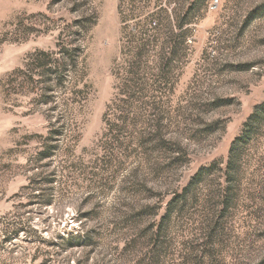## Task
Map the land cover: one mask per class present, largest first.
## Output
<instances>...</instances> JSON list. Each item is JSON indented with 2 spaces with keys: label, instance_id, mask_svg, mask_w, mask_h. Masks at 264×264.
Listing matches in <instances>:
<instances>
[{
  "label": "rangeland",
  "instance_id": "1",
  "mask_svg": "<svg viewBox=\"0 0 264 264\" xmlns=\"http://www.w3.org/2000/svg\"><path fill=\"white\" fill-rule=\"evenodd\" d=\"M0 264H264V0H0Z\"/></svg>",
  "mask_w": 264,
  "mask_h": 264
},
{
  "label": "built area",
  "instance_id": "2",
  "mask_svg": "<svg viewBox=\"0 0 264 264\" xmlns=\"http://www.w3.org/2000/svg\"><path fill=\"white\" fill-rule=\"evenodd\" d=\"M215 3H216V2H213L212 5L215 6Z\"/></svg>",
  "mask_w": 264,
  "mask_h": 264
}]
</instances>
